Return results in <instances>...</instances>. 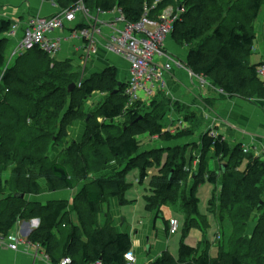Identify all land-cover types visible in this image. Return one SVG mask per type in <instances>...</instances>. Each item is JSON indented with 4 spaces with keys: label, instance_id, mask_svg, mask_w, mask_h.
<instances>
[{
    "label": "trees",
    "instance_id": "obj_1",
    "mask_svg": "<svg viewBox=\"0 0 264 264\" xmlns=\"http://www.w3.org/2000/svg\"><path fill=\"white\" fill-rule=\"evenodd\" d=\"M44 1L54 2L61 10H67L78 0ZM148 1L153 0H84V3L92 10H112L120 6L131 22H137ZM162 1V6L173 5L184 11L175 25L173 38L189 48L188 64L195 74L208 76L228 96L264 98V83L258 77V69L264 63H250L256 40L255 23L264 0ZM12 24L10 20L0 22V70L7 63L5 52L10 43L4 34ZM33 50L31 55L14 62L3 76L0 235L13 233L20 220L39 218L40 225L30 234L29 241L45 246L50 258L56 260L54 256L61 251L60 256L70 257L72 264L97 261L126 264L125 254L132 250V239L127 233L117 232L110 224L102 226L98 223L101 205L112 197L125 195L132 185L126 181L130 169L140 167V183L148 177L147 169L153 158L149 152L139 154V135L148 133L170 141L188 137L192 131L178 129L173 133L165 130L161 124L165 113L159 122L157 108H154L156 112L142 113L143 106L148 103L138 102L128 107L123 93L125 84L119 83L114 68L94 74L83 82L82 87L76 86L69 91L70 84L79 81L80 72L75 66L69 60L52 59L39 48ZM97 91L109 94L110 99L101 105L96 115L89 116L86 114L87 102ZM83 118H87L83 139L64 143L69 126ZM202 145L206 150L213 148L220 158H228L233 153L234 163L243 151L241 145L233 148L223 136L214 137L211 131L205 133ZM175 157L163 164L158 175L150 178L152 195L148 198L147 209L178 204L188 226H195L199 223L197 216H200L197 187L199 177L206 170H200L196 183L189 187L188 181L184 180L193 175L176 169ZM113 162L126 164L122 170L98 177ZM238 172L236 164L228 166L221 181L220 219L229 218L233 227L230 250L221 249L217 257H211L209 247L200 252L198 246L182 241L178 257L167 251L150 264H264V162L252 158L246 169ZM203 175L210 183L218 184L216 174L205 172ZM184 184L189 188L190 199L182 203ZM82 185L74 199L80 225L72 224L69 232L62 230L71 221L66 217L70 202H29L26 197L18 196L74 190ZM172 198L173 202H170ZM254 216L256 227L248 236L245 231ZM54 230L62 233V242L55 240Z\"/></svg>",
    "mask_w": 264,
    "mask_h": 264
},
{
    "label": "crops",
    "instance_id": "obj_2",
    "mask_svg": "<svg viewBox=\"0 0 264 264\" xmlns=\"http://www.w3.org/2000/svg\"><path fill=\"white\" fill-rule=\"evenodd\" d=\"M59 10L60 7L51 1L0 0V22L2 20H10L12 22L20 21V23H23L30 16H52L59 12ZM259 18L255 23V29L257 22L260 20ZM259 23L258 29L261 31V35L264 39V21L260 20ZM66 30H69V28ZM6 33L4 36H6ZM53 36L61 38L62 44L59 52L50 57L57 61L69 60L75 66L77 72H80V80L83 79V82H85L92 78V75L94 74H100L109 68H114L116 70L119 83L124 84L128 77L129 68L128 62L124 58L107 52L104 48H100L98 54L89 60V63L83 70V57L81 59V52L79 50V46L81 45L80 40L72 38L71 33L65 30L63 32H56L53 34ZM10 45H13V43H9L8 47ZM166 48L168 51L174 53L180 60H182V62L188 66L190 71L185 68L183 69L174 66L170 73L165 76L167 88L164 91L159 92L158 95L151 101L148 100L145 103L149 104L150 102H154L152 105H149V108L151 109L150 112H156L154 108H157V113H159L160 109L164 107L165 114L161 124H167L169 121L171 123L170 125H167L168 127H171H169V129L166 127L167 129L165 130H169L173 133L176 132L179 126V120L183 119L184 129L191 130L192 135L182 139L170 141H165L160 139L158 136H152L148 133L139 135L137 140L142 141L147 136H152L156 138V141L161 143V146H142L139 141V154L143 152H159L157 153L159 159L158 162L155 161V159L151 156L153 161L152 165L147 169L148 177L146 179H150L152 176L158 175L161 171V168L163 167V164L169 159H173V157L177 155V157H175V159H177L176 169L189 171V174L193 175V178H190L187 182L189 187H192L196 183V177L199 171H204L203 169H205V172L207 173L209 172L216 174L218 178V184L214 185L210 183L207 177L203 175L205 173L204 172L199 177L198 186L207 180L213 187L212 189H214L215 186H219L221 191V181L228 166L232 167L234 164H236V170L243 172L252 158H256L264 162V98L256 95H254L252 98H244L240 95L228 96L220 94L218 92V87L220 86L209 77L207 83L202 86L200 79L198 76H196V74H192L194 72L188 64L189 48L178 44L174 40L173 34L167 38ZM255 53L256 52L253 48L252 55L250 57V63H264V49L263 56L260 54L259 56H255ZM74 54H77L76 58H74ZM10 66L6 67V70L3 72L4 74ZM88 70L89 73L87 74ZM101 94L104 93L99 91L94 92L93 95L88 99L87 105L91 103L89 101L95 100V98ZM199 123L202 125L201 130H194V125ZM80 124L81 120H77L71 126H69L68 137L66 138L69 140V142H80L83 139L87 121L82 127ZM77 127H80L81 129L80 132H78L80 133L79 137H77L75 133H72V130ZM163 127L165 126L163 125ZM208 131H212L216 136H223L224 140L233 148L237 145H241L243 150L248 148V153H244V151H242L236 163H234L233 158L235 156L233 153L228 158L218 157L213 148L206 150L202 145L203 137ZM180 141L184 143L175 144ZM186 156L188 158H186ZM125 164V162H113L109 164L107 169L99 174L98 177L104 176L106 174L111 175L116 171L122 170L125 167ZM223 165L226 166L225 169H223ZM137 181L139 182V178ZM43 186H45L44 181ZM83 186L84 185L74 190L64 189L56 192H44L39 195H27L25 197L29 202L45 203L50 200H66L70 202L66 217L68 216L71 221L70 223H66V227H64L63 230L61 229L62 231L69 232L72 229V224L80 225L79 214L74 209V199L78 192L81 191ZM213 193L214 191L212 192L211 198L214 195ZM211 198L208 209L210 213L215 216V222H217L218 229L220 230L222 223L224 222L220 219V196L218 207L215 209L216 211L212 209ZM124 203V196L112 197L106 200L101 205V210L97 215V220L102 226L110 224L116 229L117 232H123L130 235L133 243L132 250L136 255V264H150L167 251L174 255L170 251L169 246L170 238L174 235L170 233L169 221L171 218L177 217L172 216L171 211L168 209L169 205H162L159 208H151L148 210L147 203L143 221L141 220L134 222L131 219L128 220L126 216H123L121 208ZM199 215L200 216H197L199 223L195 226L206 230V227L211 226L209 219L207 220L204 218L205 216L208 218L207 214L201 215L199 213ZM163 216L167 217L164 228H157V219L158 217ZM39 225V218L20 220L13 230L14 233L21 234L19 248L18 250H12L9 248L8 244L0 241V264H60L61 260L63 259L62 256H60L61 251L54 256L56 259L54 260L47 255V248L45 246H42L41 244H34L29 241L30 234ZM191 227L188 226L185 218L181 228L183 233L182 241L185 243H187L186 232L189 231ZM53 232L55 240L62 242V233L60 231L58 232L57 230H54ZM218 233L220 232L218 231L217 234ZM153 238L154 240L152 241ZM210 243V240H207L206 245L197 246L200 248V252L209 247L210 256L217 257L218 255L211 253L212 245ZM189 245L196 246L193 244ZM220 246L224 247V245ZM219 251L217 254H219ZM175 257H178V255Z\"/></svg>",
    "mask_w": 264,
    "mask_h": 264
},
{
    "label": "built area",
    "instance_id": "obj_3",
    "mask_svg": "<svg viewBox=\"0 0 264 264\" xmlns=\"http://www.w3.org/2000/svg\"><path fill=\"white\" fill-rule=\"evenodd\" d=\"M162 2V0L145 2L142 16L137 22H131L120 6L112 10L102 8L92 10L85 5L84 0H78L73 7L67 10L60 9L52 16L33 15L23 23L15 21L6 33L10 43L14 45L10 61L17 55L35 48L43 50L50 56L57 54L62 40L53 34L69 28L71 37L81 42L79 50L81 59L83 57V70L89 60L98 54L100 48H104L128 62V77L124 82L123 92L127 98V106L133 107L138 102L151 101L167 88L165 76L174 66L190 71L182 60L166 48L167 38L173 34L183 9L173 5L162 6ZM3 76L4 73L0 83L3 82ZM196 76L202 86L209 80L208 76L198 74ZM258 77L264 83V66L258 69ZM82 85L83 79L77 83L78 87ZM218 92L227 95L222 87H218ZM178 125V129H184V120H179ZM211 135L216 136L212 131ZM243 151L248 153V148ZM169 225L170 233L176 234L180 221L171 218ZM0 241L8 244L12 250H18L21 234L13 232L0 235ZM125 260L126 264H136L133 250L125 254ZM60 264H72V260L65 257ZM93 264L103 263L97 261Z\"/></svg>",
    "mask_w": 264,
    "mask_h": 264
},
{
    "label": "rangeland",
    "instance_id": "obj_4",
    "mask_svg": "<svg viewBox=\"0 0 264 264\" xmlns=\"http://www.w3.org/2000/svg\"><path fill=\"white\" fill-rule=\"evenodd\" d=\"M181 12H184L183 10ZM260 20L264 21V5L262 7L261 13H260ZM260 20L257 22V26H256V32H257V39L255 41V46H254V51L256 52L254 55L255 56H259V54L261 56H263V49H264V39L261 35V31H259V22ZM64 31V30H63ZM62 31V32H63ZM68 31V30H65ZM14 49L13 45H10L7 49V51L5 52L7 61H9V63H6L5 67L3 69L0 70V78L3 74V72L5 71L6 67L9 65H13L12 63L16 62L20 57H24L26 55H31L32 53H34V50H31L30 52H26L22 55H17L16 57H14L11 61V53ZM77 57V54H74V58ZM89 73V70L87 72V74ZM93 76V75H92ZM81 79V75L79 76V81ZM78 81V82H79ZM255 87H259V85L255 84ZM4 85L3 83H0V90L2 91V93H0V100H2L3 98V94H4ZM0 91V92H1ZM110 95L109 94H101L100 96L96 97L95 100L93 101H89L91 102L89 105H87V109H86V114H88L89 116H91L92 114L96 115L98 109L101 107L102 104H105L106 101L109 98ZM166 106V105H164ZM151 111V109L149 108V104H146L143 106L142 108V113L143 114H148ZM165 112L164 107L160 109L159 113H158V118L157 121H161V118L163 115V113ZM102 120V119H101ZM87 121V118H83L81 119V124L80 126L82 127L84 125V123ZM164 122V120H163ZM78 123V122H77ZM76 123V124H77ZM170 125V121L167 124H163L165 127H163L164 129H169V127L171 126H167ZM195 129L196 131L201 130L202 125L199 124H195ZM193 126V127H194ZM167 127V128H166ZM80 127L74 128L72 130V133H75L77 135V137H79L80 133ZM74 138V137H73ZM71 138V139H73ZM156 138L152 137V136H147L144 140L140 141V144L142 146H161V143H159L158 141L155 140ZM155 140V142H154ZM65 142H69L68 139H66L64 141ZM64 143L61 144L64 145ZM184 142L180 141L178 143L175 144H183ZM60 146V147H61ZM178 146V145H177ZM51 152H49L50 154ZM157 153L159 152H152L151 155L152 157L155 159V161H159ZM52 158H55V154L52 153ZM186 158H188L186 156ZM120 162V161H119ZM241 173V172H238ZM141 174V169L140 167H135L129 170L128 174L126 175V181L129 183H132V185L126 190L125 195H124V200L125 203L123 204L121 211L123 212V216H126L128 218V220H133L134 222H138V221H143V218L145 216V210H146V204L148 201V198L152 195V191L149 185V181L150 179H145L144 182H138L137 179L140 177ZM190 179V177H187L186 180L184 181H188ZM42 185H43V181H42ZM213 187L211 186V184L205 180L204 183H202L200 186L197 187V191H198V197L200 199L199 204H198V211L199 213L202 214H207L204 217L205 219H209V223L211 224V226L206 227L207 229H200L197 226H193L191 227V229L189 231L186 232V242L189 244H193V245H206L207 244V240H210V244L212 245V249H211V253L214 255H218V251L219 250H225V251H229L230 250V241H231V237H232V233H233V227H232V222L230 221L229 218H226L224 220V222L222 223V227L219 230L218 229V224L217 222H215V216H213V214L210 213L208 206H209V201L212 195V192L214 191V195L211 198V205H212V209L214 211H216L215 209L218 207V201H219V196H220V189L219 186H215L214 189H212ZM188 189L187 186L184 184L182 187V191H183V195L184 197L182 198V203L183 201H188L190 199L189 194H188ZM173 199H171L170 202H173ZM181 203V204H182ZM168 209L171 211L172 216L177 217V219L180 221V230L177 234H174L173 236H171L170 238V251L177 256L179 249H180V245L182 242V238H183V233H182V225H183V220L185 219V214L182 210V208L178 207V204H171L168 206ZM211 216V217H210ZM167 219L166 216L163 217H158V226L157 228H164L165 225V220ZM222 220V219H221ZM214 221V222H213ZM256 222L257 219L252 218L249 223L248 226L246 228L245 234L246 235H252L254 228L256 227ZM137 224V223H136ZM220 232L217 234V232ZM217 234V235H216ZM220 235V238H216V236ZM155 236V233H154ZM154 240V238L152 239V241ZM215 244V245H214ZM220 245H224V247H221ZM215 248V249H214ZM218 250V251H217ZM217 251V253H216Z\"/></svg>",
    "mask_w": 264,
    "mask_h": 264
},
{
    "label": "water",
    "instance_id": "obj_5",
    "mask_svg": "<svg viewBox=\"0 0 264 264\" xmlns=\"http://www.w3.org/2000/svg\"><path fill=\"white\" fill-rule=\"evenodd\" d=\"M120 84H122V83H120ZM76 88V84L75 83H72V84H70V86H69V91H72L73 89H75ZM225 165H223V169H225ZM171 174H172V172H171ZM18 196H20L21 198H25V194H19Z\"/></svg>",
    "mask_w": 264,
    "mask_h": 264
},
{
    "label": "bare ground",
    "instance_id": "obj_6",
    "mask_svg": "<svg viewBox=\"0 0 264 264\" xmlns=\"http://www.w3.org/2000/svg\"><path fill=\"white\" fill-rule=\"evenodd\" d=\"M10 66V65H9ZM81 69V68H80Z\"/></svg>",
    "mask_w": 264,
    "mask_h": 264
}]
</instances>
